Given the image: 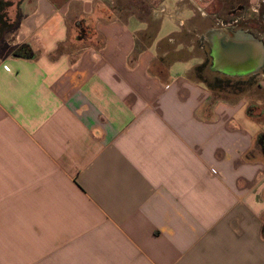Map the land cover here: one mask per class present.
Listing matches in <instances>:
<instances>
[{
    "label": "crops",
    "instance_id": "1",
    "mask_svg": "<svg viewBox=\"0 0 264 264\" xmlns=\"http://www.w3.org/2000/svg\"><path fill=\"white\" fill-rule=\"evenodd\" d=\"M93 4L21 0L0 53V264H264V106L219 96L195 62L172 71L164 2L150 21ZM197 37L219 69L254 72L249 33Z\"/></svg>",
    "mask_w": 264,
    "mask_h": 264
},
{
    "label": "rangeland",
    "instance_id": "2",
    "mask_svg": "<svg viewBox=\"0 0 264 264\" xmlns=\"http://www.w3.org/2000/svg\"><path fill=\"white\" fill-rule=\"evenodd\" d=\"M20 1L0 0V32L6 26L13 24L12 28L0 33V53L3 52L4 45L17 25ZM159 1L165 3L167 11H171L161 16L158 22L157 36L163 38L160 42L161 52L169 51L167 54L162 53V56L166 62L172 64V71L180 73L186 64L195 62L190 74L206 83L219 96H245L251 104L258 102L264 106V65L254 72L241 76H229L212 71L210 69L212 67L210 43H202L200 42L201 39L197 37V35L205 32L207 26H212L228 35H233L239 29H251L254 31V36L260 39L264 45V3L256 4L249 0H209L208 6H205L207 7L206 11H213L216 15L205 17V20L202 19L198 11H196L194 18L186 20L191 14L186 9L179 15H174V8L176 7L174 1L180 3L179 5L185 4L186 6L190 0H93V5L103 18L107 16L126 18V16L136 15L139 19L150 21L152 8L157 7L160 4L157 5ZM239 4H242L244 8L239 10ZM199 7L204 10L203 4H199ZM170 13L171 16H169ZM179 18L185 19L181 27L178 24ZM224 28L225 30H223ZM180 29L182 30L179 36L172 37V34ZM81 30H85L84 26ZM169 35H172L170 37L171 43L166 39ZM165 46L169 48L165 50ZM186 59L187 61H185Z\"/></svg>",
    "mask_w": 264,
    "mask_h": 264
},
{
    "label": "bare ground",
    "instance_id": "3",
    "mask_svg": "<svg viewBox=\"0 0 264 264\" xmlns=\"http://www.w3.org/2000/svg\"><path fill=\"white\" fill-rule=\"evenodd\" d=\"M249 45H250L249 47L246 48L243 46V48L246 52L249 53V57H252V56L254 57L253 62H250V64L253 65V67L256 66V68H254L255 70H253V71H256L264 63V53H263L264 46H262L259 40ZM244 63L246 62H242L241 64H244Z\"/></svg>",
    "mask_w": 264,
    "mask_h": 264
},
{
    "label": "trees",
    "instance_id": "4",
    "mask_svg": "<svg viewBox=\"0 0 264 264\" xmlns=\"http://www.w3.org/2000/svg\"><path fill=\"white\" fill-rule=\"evenodd\" d=\"M0 4H1V2H0ZM12 27H13V24L6 26L5 28L2 29V32H0V33H3V31L9 30ZM26 53H27L26 45H20V46H18L14 50V52H13L14 55H16V56H22V57L24 55H26ZM257 144L260 146V149H261V151H262V153L264 155V132H262V133H260L258 135V137H257Z\"/></svg>",
    "mask_w": 264,
    "mask_h": 264
},
{
    "label": "flooded vegetation",
    "instance_id": "5",
    "mask_svg": "<svg viewBox=\"0 0 264 264\" xmlns=\"http://www.w3.org/2000/svg\"><path fill=\"white\" fill-rule=\"evenodd\" d=\"M244 8V6L242 5V4H239V6H238V9L240 10V8ZM219 21V20H218ZM226 28H229V27H226ZM239 30H241V29H239ZM237 31V30H236ZM245 32H247V33H249V34H253L254 35V31L253 30H247V29H245L244 30ZM210 49H211V47H210ZM211 52H213V51H211ZM210 56H212V63H211V66L212 67H210V69L212 70V71H217V72H221V73H223V74H226V75H229V76H233V75H236V74H234V73H227V72H225V71H223V70H221V69H219V66L217 65V61H216V57L213 55V53H212V55H210ZM241 76V75H240Z\"/></svg>",
    "mask_w": 264,
    "mask_h": 264
},
{
    "label": "water",
    "instance_id": "6",
    "mask_svg": "<svg viewBox=\"0 0 264 264\" xmlns=\"http://www.w3.org/2000/svg\"><path fill=\"white\" fill-rule=\"evenodd\" d=\"M245 32V31H244ZM247 33V32H246ZM251 35V37H254L255 39H257L253 34H250ZM259 41H260V43L262 44V46H264L263 45V43H262V41L260 40V39H258ZM211 51H213V47L211 46ZM213 53V55H214V52H212ZM263 53H264V49H263Z\"/></svg>",
    "mask_w": 264,
    "mask_h": 264
}]
</instances>
